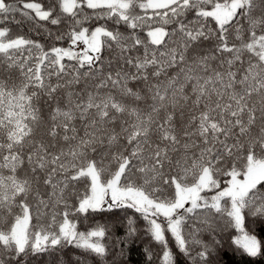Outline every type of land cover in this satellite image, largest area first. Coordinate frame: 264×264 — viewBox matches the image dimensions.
Segmentation results:
<instances>
[{
    "label": "trees",
    "instance_id": "16d2710c",
    "mask_svg": "<svg viewBox=\"0 0 264 264\" xmlns=\"http://www.w3.org/2000/svg\"><path fill=\"white\" fill-rule=\"evenodd\" d=\"M2 1L0 264H264V179L243 197L219 198L264 159V0H239L224 24L210 12L235 0L159 9L76 0L72 11L67 0ZM99 27L111 34L96 55L56 59ZM157 28L166 30L160 42ZM90 166L105 184L123 167L121 188L163 204L205 170L210 178L176 215L175 232L155 207L83 210ZM24 217L20 248L12 233ZM243 235L256 239L255 253Z\"/></svg>",
    "mask_w": 264,
    "mask_h": 264
},
{
    "label": "rangeland",
    "instance_id": "374dc122",
    "mask_svg": "<svg viewBox=\"0 0 264 264\" xmlns=\"http://www.w3.org/2000/svg\"><path fill=\"white\" fill-rule=\"evenodd\" d=\"M90 6H115L121 9H126L128 6L126 1L123 0H85ZM178 0H149L146 8L148 9H159L166 6H169L175 3ZM76 0H67L65 6L68 10L72 11L76 6ZM241 2L239 0L232 1L220 6H217L214 10L210 12L220 24H224L230 20L235 13L237 12ZM4 6L2 0H0V8ZM45 12H42L43 15ZM46 14V13H45ZM103 34H111V32L105 28H97L91 33L82 31L78 34L77 41L75 40L70 46L64 48L61 51H55V57L60 62L63 57L68 58H78L81 61L85 62L86 57L89 56L87 50L91 49L95 55L102 48V37ZM152 40L154 42H160L166 30L163 28L153 29L150 32ZM87 54V55H85ZM52 55L46 54L45 58L49 61H52L53 65H56V61L52 59ZM52 59V60H51ZM124 168H120L113 180L105 184L101 180L98 170L94 166H90L88 169L89 176L91 177L92 182V196L91 198L82 205V209H99L106 205H110L117 201L122 204H130L138 207L147 206L155 207L157 213L169 217L170 228L175 232H178V219L177 216L179 211L185 208V206L190 201L192 204L196 201L200 191L203 188H206L209 185V171L205 170L199 180L198 185L191 187H183L179 185L178 187V197L177 201L173 204H163L155 203L151 201L148 196L140 191H137L132 188H121L119 185V179L123 172ZM264 179V159L255 160L247 174L243 178L238 176H233L230 187L224 191L219 198L224 195H230L233 198L243 197L257 185L260 181ZM234 216L236 218V223L239 227L242 226V213L238 205L234 206ZM29 225V218L24 217L17 222L14 227L12 236L17 242L20 248H23L26 244L27 239V230ZM156 230L160 234L161 227L156 224ZM242 243L246 246L249 252L255 253L258 250V242L256 239L249 235H243L241 237Z\"/></svg>",
    "mask_w": 264,
    "mask_h": 264
}]
</instances>
